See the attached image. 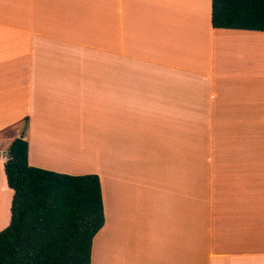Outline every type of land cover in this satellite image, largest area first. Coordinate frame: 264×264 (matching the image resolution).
<instances>
[{
	"label": "crops",
	"instance_id": "obj_1",
	"mask_svg": "<svg viewBox=\"0 0 264 264\" xmlns=\"http://www.w3.org/2000/svg\"><path fill=\"white\" fill-rule=\"evenodd\" d=\"M263 99L264 32L212 27L210 0H0V230L22 136L99 176L90 264H264V169L216 143Z\"/></svg>",
	"mask_w": 264,
	"mask_h": 264
},
{
	"label": "trees",
	"instance_id": "obj_2",
	"mask_svg": "<svg viewBox=\"0 0 264 264\" xmlns=\"http://www.w3.org/2000/svg\"><path fill=\"white\" fill-rule=\"evenodd\" d=\"M214 28L264 32V0H210ZM16 137L2 152L12 190L0 230V264H90L92 239L104 223L99 176L32 166Z\"/></svg>",
	"mask_w": 264,
	"mask_h": 264
},
{
	"label": "rangeland",
	"instance_id": "obj_3",
	"mask_svg": "<svg viewBox=\"0 0 264 264\" xmlns=\"http://www.w3.org/2000/svg\"><path fill=\"white\" fill-rule=\"evenodd\" d=\"M259 107L262 110L261 114L248 117L246 124H242L241 128H237L235 124L229 125V128L221 131L223 140L216 142L222 144V148L225 149L224 152L226 154L232 153L258 158V161L247 160L246 162L241 163L246 166H257L258 170L259 168L264 169V104H262V106L259 105ZM23 127L24 124H22V127H18V130L21 128L23 129ZM17 134H19V131H17ZM218 136L219 131L216 130V137ZM208 149L209 147H206V150L201 151V153H208ZM218 151L219 150L217 149L216 152ZM2 195L3 194L0 191V197H2Z\"/></svg>",
	"mask_w": 264,
	"mask_h": 264
},
{
	"label": "water",
	"instance_id": "obj_4",
	"mask_svg": "<svg viewBox=\"0 0 264 264\" xmlns=\"http://www.w3.org/2000/svg\"><path fill=\"white\" fill-rule=\"evenodd\" d=\"M20 138H22V136H19Z\"/></svg>",
	"mask_w": 264,
	"mask_h": 264
}]
</instances>
